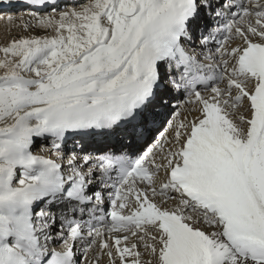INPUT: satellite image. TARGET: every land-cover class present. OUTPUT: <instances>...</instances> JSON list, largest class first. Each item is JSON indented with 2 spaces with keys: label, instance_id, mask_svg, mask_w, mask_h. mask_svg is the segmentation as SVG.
<instances>
[{
  "label": "snow or ice",
  "instance_id": "1",
  "mask_svg": "<svg viewBox=\"0 0 264 264\" xmlns=\"http://www.w3.org/2000/svg\"><path fill=\"white\" fill-rule=\"evenodd\" d=\"M0 4L23 6L37 31L52 33L0 47V264H78L75 244L85 235L86 250H101L94 264L105 254L110 264H145L142 256L146 264H264L262 0H92L68 11L59 0ZM205 17L225 20L218 75L196 54L197 40L203 56L221 31L206 23L198 34ZM234 36L242 43L229 50ZM181 91L189 103L194 97L199 116L134 161L106 152L81 157L73 148L65 174L31 150L44 138L65 160L69 141L123 134L135 142L155 122L154 109ZM113 174L111 223L76 222L54 235L55 214L40 205L103 201L93 182ZM169 200L176 205L166 207ZM56 236L61 250L49 245Z\"/></svg>",
  "mask_w": 264,
  "mask_h": 264
},
{
  "label": "bare ground",
  "instance_id": "2",
  "mask_svg": "<svg viewBox=\"0 0 264 264\" xmlns=\"http://www.w3.org/2000/svg\"><path fill=\"white\" fill-rule=\"evenodd\" d=\"M92 0H88L79 4H72V6L70 7H66L64 9L59 8V10L61 11H68L70 9H72L73 6H76L77 10H79V6L81 5H86L91 3ZM263 2V1H262ZM9 11L10 13H8V11H6V9H2L0 10V47L6 46L8 44H10L12 42V40L16 39V36L22 32H25L26 29H28V27H30L29 25H33L35 26L36 21L33 18V16L31 14H29L28 11L24 10L21 6H17V7H9ZM3 17V18H2ZM9 17H11V19H9ZM2 18V19H1ZM212 19L205 17L204 19H202L199 23L201 28L206 26V23H212ZM254 22V21H253ZM203 29V30H204ZM27 31V30H26ZM29 33V32H28ZM32 35V34H31ZM52 33L50 32L48 35H42L41 37H46V36H51ZM227 36V33L223 31V29H221V31H219L216 34V40L214 43H211L209 45H207L206 47H204V50H206L207 53H209L211 56H214V59L209 61L208 64H212L211 69L217 73V75L219 74L221 68H220V60H219V56L220 53L219 51H217L218 48H223L225 45H223L221 43V41ZM198 44H200L199 40L197 41ZM242 43L241 39L237 36H234L230 39H228V43L226 45V47L230 50L232 48H235L237 46H239ZM203 47V46H202ZM2 74V73H0ZM217 86H219L220 88H224L226 86V81H223L222 83H220V81H218L217 83H215ZM167 83L165 84V87H167ZM205 97H210L212 95V93L210 91H205L203 92V94ZM183 94L182 93H175L173 92L171 96H168L167 99L171 102L172 104H176L177 106H179V110L174 113L171 117V120L169 121V123L167 124V126L164 127V122H165V117L168 115H171V111H172V104L170 105L171 107H166V108H156L154 109L156 116H155V122L154 123H150L147 127V130L143 132V135H141L140 137H138V139L133 142L132 140L126 139L124 137L123 134H116L117 138H116V143L118 145H122L123 147H128L129 143L132 142L131 147L133 148V150L137 153H139V151H144L146 149H148L149 151L152 150L154 148V146L156 145L157 142L161 141V140H171L174 135H175V129H174V125H176L177 123L181 122V121H190L191 119H194L195 117L199 116V112L196 111L197 105L195 104L194 98H193V102L189 103L187 102V100H183ZM177 113H179V115H177ZM246 115V113H244ZM43 138H38L36 139V143L32 146V151L35 150L36 153L43 155V150H47L49 151L48 154L51 155L52 158H60L56 151L54 149L51 148L50 146V140L47 139H43ZM140 139L144 140V144L139 143ZM99 139H89L86 140V145H90V146H99L97 144H95V141H98ZM119 140V141H117ZM102 143H108L107 141H100ZM146 144V145H145ZM88 148V146H87ZM156 162L157 163H161V156L160 155H156L155 157ZM164 180V171L163 169L160 171L159 173V177H158V181H157V186L159 187V184L161 182H163ZM98 186V188H105L107 189L109 187V185L107 184H102L101 183H97L96 184ZM105 192V190H104ZM172 195H175L174 193ZM155 200L158 203H163L164 201V197L161 196H156ZM177 201L176 200H169L167 201V204L165 205L166 207H174L176 205ZM105 204H108V202L106 201ZM68 213V212H67ZM199 227L202 228V230H206V231H211L212 229L208 228L207 225H204L203 223H201L200 225H198ZM106 239H109L110 241V237L107 235ZM88 240L89 238L86 237L84 238V240L81 241H77L75 244V252H76V259L77 261L82 259V263L81 264H94L95 259L98 255L101 254V250H99L97 248V246L93 245L90 249H87V245H88ZM142 259L145 261V264L147 262V260L149 259L148 256H142ZM108 257L107 255H103L101 257L100 260V264H107L108 261ZM118 263V262H117Z\"/></svg>",
  "mask_w": 264,
  "mask_h": 264
},
{
  "label": "rangeland",
  "instance_id": "3",
  "mask_svg": "<svg viewBox=\"0 0 264 264\" xmlns=\"http://www.w3.org/2000/svg\"><path fill=\"white\" fill-rule=\"evenodd\" d=\"M88 1V0H87ZM85 2V1H84ZM30 27H28V29H26L25 30V32H22L21 31V33H19L17 36H16V38H22V37H28V36H32V37H37V36H39V37H41L42 35H48L50 32H45V31H43V30H40V31H37L36 29H35V26H31V25H29ZM29 32V33H28ZM32 34V35H31ZM172 101L169 103V106L168 107H171L172 106V115L174 114V113H176L178 110H179V106H177L176 104H172ZM171 105V106H170ZM172 115H171V117H172Z\"/></svg>",
  "mask_w": 264,
  "mask_h": 264
}]
</instances>
